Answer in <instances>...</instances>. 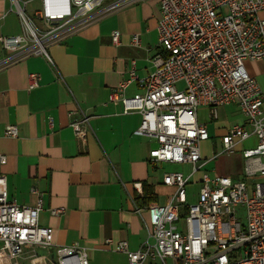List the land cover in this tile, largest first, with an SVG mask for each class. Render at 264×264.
Instances as JSON below:
<instances>
[{
    "label": "built area",
    "instance_id": "2783aa9c",
    "mask_svg": "<svg viewBox=\"0 0 264 264\" xmlns=\"http://www.w3.org/2000/svg\"><path fill=\"white\" fill-rule=\"evenodd\" d=\"M14 1L22 30L0 35V68L15 59L4 58L3 51L37 54L50 61L48 45L139 0H40L34 18ZM158 5L154 70L140 78L132 60L128 76L111 88L109 101L121 104L124 113L140 114L134 134L155 139L156 146L148 152L151 162H187L192 172L201 158L200 143L209 137L205 124L197 120V108L207 106L215 118L218 107L236 105L249 128L229 127L221 137V153L234 152L237 140L254 135L257 154L245 158L244 171L258 174L261 180L248 192L243 179L204 175L196 201L189 204L188 178L166 172L162 182L175 186V192L164 204L147 206L153 242L145 241L136 250H130L124 240L108 238L105 243L124 253L127 264H143L147 259L160 264H264V96L245 67L246 60H264V17L259 15L264 0H158ZM110 36L118 44V32ZM130 44L140 45L137 34ZM28 78V88H34L40 75L30 73ZM131 83L139 91L127 95ZM87 123V117L70 122L81 143H85ZM17 131L16 125H6L0 136L16 137ZM4 161L0 154V163ZM240 205L245 209L244 223L235 216ZM41 209L39 194L30 206L9 198L6 176L0 172V264H88L84 246L53 244V229L38 223Z\"/></svg>",
    "mask_w": 264,
    "mask_h": 264
},
{
    "label": "crops",
    "instance_id": "0c3cea01",
    "mask_svg": "<svg viewBox=\"0 0 264 264\" xmlns=\"http://www.w3.org/2000/svg\"><path fill=\"white\" fill-rule=\"evenodd\" d=\"M16 1L32 18L41 5L40 0ZM259 15L264 17V9ZM159 18L158 0H139L48 45L50 61L37 54L22 56L20 51L2 54L4 58L15 57L0 68V132L6 125H16L18 130L16 137L0 136V154L5 156L0 172L6 176L8 197L30 206L39 194L42 209L38 223L53 229L55 246L74 242L84 246L88 264H127L124 253L105 243L108 238L126 241L130 250L145 241L153 242L147 206L164 204L175 192V186L163 184L164 173L180 172L188 178L187 203L191 196L197 198L204 175L229 176L246 184L258 175H246L245 160L242 168L239 166L240 175L234 178L223 165L219 173L208 175L203 164L196 163L198 168L192 172L187 162L153 163L148 152L156 146L155 139L134 134L140 114L124 113L121 104L109 101L111 88L128 76L132 60L140 78L154 70L151 58L158 49ZM21 30L15 1L0 0V35L19 34ZM113 31L118 32V44L111 41ZM135 34L139 46L130 44ZM245 67L264 96V60H246ZM30 73L40 75L34 88H28ZM138 91L131 83L126 94ZM82 117L88 121L85 143L75 138L70 126L72 120ZM197 120L205 124L209 136L200 143V160L221 153L218 149L214 154V140L218 137L221 148V137L232 125L249 128L234 104L218 107L215 118L207 106L200 105ZM250 136L254 143L255 136ZM243 141H236L234 151ZM186 166L189 169L184 172ZM144 186L154 197L146 204L135 201L136 196H142ZM57 208L61 211L53 214ZM143 264L160 263L147 259Z\"/></svg>",
    "mask_w": 264,
    "mask_h": 264
},
{
    "label": "rangeland",
    "instance_id": "374dc122",
    "mask_svg": "<svg viewBox=\"0 0 264 264\" xmlns=\"http://www.w3.org/2000/svg\"><path fill=\"white\" fill-rule=\"evenodd\" d=\"M35 23L37 25H39V23L37 22V20H35ZM178 87H182V82H178ZM231 108H233L232 106H230ZM229 108V107H228ZM238 115V114H237ZM241 115H238V117H240ZM252 136V135H251ZM250 136V137H251ZM254 137V135L252 136ZM249 137L247 139H245L242 143H241V148L237 151H234L232 153L226 154V153H220L217 154L215 157H213L212 159H208V160H200L197 162V165L203 164V168L202 170L204 172H206L208 175H212V174H216L219 173V169L220 166H224L227 169V173L229 175H232V178L240 175L238 174V169L239 166L241 165V168L243 166V160H245V158L248 155H256L257 152L254 151L256 147L255 142L257 143V141H255L254 143L252 141H250ZM255 140V139H254ZM215 143V152L214 154H216V152H218V149L220 150V143L218 140V137L215 138L214 140ZM186 170H184V172L188 171L189 166H186L185 168ZM174 172V171H171ZM261 177L259 175L256 176H252L249 179H247V189L248 192L251 191L253 184L257 181H260ZM196 201V197L191 196V198L189 199V203L195 202ZM235 216L237 217V219L244 223L245 222V209L244 206H238L235 210ZM179 224V222H178ZM40 253H45L44 251H40Z\"/></svg>",
    "mask_w": 264,
    "mask_h": 264
},
{
    "label": "trees",
    "instance_id": "16d2710c",
    "mask_svg": "<svg viewBox=\"0 0 264 264\" xmlns=\"http://www.w3.org/2000/svg\"><path fill=\"white\" fill-rule=\"evenodd\" d=\"M154 197L152 195V193L150 192V190L148 188H146L145 186L143 187V191H142V196L138 195L135 197V201L139 202V203H147L148 201L152 200Z\"/></svg>",
    "mask_w": 264,
    "mask_h": 264
}]
</instances>
